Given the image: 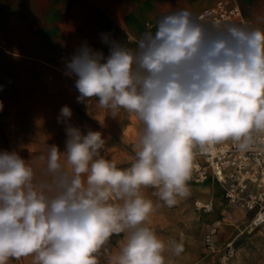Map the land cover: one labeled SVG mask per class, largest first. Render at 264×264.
I'll use <instances>...</instances> for the list:
<instances>
[{
    "label": "clouds",
    "instance_id": "9594fccd",
    "mask_svg": "<svg viewBox=\"0 0 264 264\" xmlns=\"http://www.w3.org/2000/svg\"><path fill=\"white\" fill-rule=\"evenodd\" d=\"M66 74L78 77V102L135 114L143 125L135 162L118 167L100 154L101 132L75 127L66 152L49 147L43 180L18 152H0V264L28 256L99 264L101 248L122 233L113 264H168V245L146 226L155 206L143 189L172 207L190 194L198 154L225 142L241 154L264 146V30L208 28L182 9L163 15L135 51L112 42L105 58L85 44ZM71 116L63 106L60 117ZM253 222L264 223V210ZM171 251L179 256L183 243Z\"/></svg>",
    "mask_w": 264,
    "mask_h": 264
},
{
    "label": "crops",
    "instance_id": "0c3cea01",
    "mask_svg": "<svg viewBox=\"0 0 264 264\" xmlns=\"http://www.w3.org/2000/svg\"><path fill=\"white\" fill-rule=\"evenodd\" d=\"M216 1L0 0V92L7 93L9 107L66 105L90 108L94 114L88 117L106 119L97 98L77 101L78 77L66 74L79 49L86 44L107 58L117 42L135 51L141 36L154 33L163 15L186 9L197 19Z\"/></svg>",
    "mask_w": 264,
    "mask_h": 264
},
{
    "label": "rangeland",
    "instance_id": "374dc122",
    "mask_svg": "<svg viewBox=\"0 0 264 264\" xmlns=\"http://www.w3.org/2000/svg\"><path fill=\"white\" fill-rule=\"evenodd\" d=\"M239 2L252 28L264 30V0ZM11 94L16 96V93ZM5 97L7 93L0 92V104L3 106L0 109V152H18L34 168L37 181L46 178L49 147L56 145L61 153L66 152L68 127L79 128L84 135L89 130L101 132L105 145L100 154L115 162L118 167L128 168L135 162L137 139L143 130V125L135 114L120 109L114 115L112 110L100 108L106 119H91L88 115L94 114L92 109L75 107L70 108L72 116L64 119L60 117L62 107H9ZM60 162L65 164L66 156L61 155ZM188 186L190 194L179 199L172 207H168L154 195L155 189H143V194L155 206L151 222L146 226L168 245L169 250L165 253L168 264H213L212 258L206 257L204 248L207 231L222 216H234L239 222L243 214L232 210L222 197V188L217 183L189 182ZM196 201H212L214 209L211 212L198 210ZM124 236L123 233L113 235L101 248L98 253L99 264H113L114 257L124 242ZM217 238L221 241H234L238 248L234 264H264V227L240 231L234 225H227L223 226ZM172 242L183 243L184 251L179 256L172 253ZM9 264H34V257L11 259Z\"/></svg>",
    "mask_w": 264,
    "mask_h": 264
},
{
    "label": "built area",
    "instance_id": "2783aa9c",
    "mask_svg": "<svg viewBox=\"0 0 264 264\" xmlns=\"http://www.w3.org/2000/svg\"><path fill=\"white\" fill-rule=\"evenodd\" d=\"M197 20L208 28L227 25L252 28L239 0H217L203 9ZM211 181L220 185L222 197L232 210L241 212L243 218L237 222L234 216H222L212 223L204 237L206 257H211L213 264H234L237 246L234 241L219 242L217 235L227 225H234L240 231L264 227V223L253 222L257 212L264 210V146L241 154L231 142H225L206 154H198L189 182L204 184ZM195 205L204 212L214 209L212 201H196Z\"/></svg>",
    "mask_w": 264,
    "mask_h": 264
},
{
    "label": "bare ground",
    "instance_id": "6f19581e",
    "mask_svg": "<svg viewBox=\"0 0 264 264\" xmlns=\"http://www.w3.org/2000/svg\"><path fill=\"white\" fill-rule=\"evenodd\" d=\"M130 129V128H129ZM126 133V132H125ZM139 136V135H138ZM218 184V183H217ZM219 185V184H218Z\"/></svg>",
    "mask_w": 264,
    "mask_h": 264
}]
</instances>
